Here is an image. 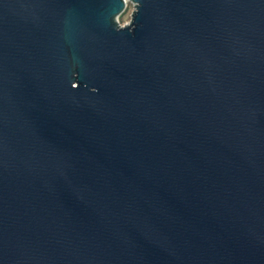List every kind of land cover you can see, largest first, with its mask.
I'll return each instance as SVG.
<instances>
[{"label":"water","instance_id":"1","mask_svg":"<svg viewBox=\"0 0 264 264\" xmlns=\"http://www.w3.org/2000/svg\"><path fill=\"white\" fill-rule=\"evenodd\" d=\"M0 264H264V0H0Z\"/></svg>","mask_w":264,"mask_h":264},{"label":"rangeland","instance_id":"2","mask_svg":"<svg viewBox=\"0 0 264 264\" xmlns=\"http://www.w3.org/2000/svg\"><path fill=\"white\" fill-rule=\"evenodd\" d=\"M130 14H131V10L128 11V13H126V14L123 16V18H122V20H121V23H122V24H126V23L130 22Z\"/></svg>","mask_w":264,"mask_h":264},{"label":"trees","instance_id":"3","mask_svg":"<svg viewBox=\"0 0 264 264\" xmlns=\"http://www.w3.org/2000/svg\"><path fill=\"white\" fill-rule=\"evenodd\" d=\"M130 10H131V9H130ZM130 10H129V11H130Z\"/></svg>","mask_w":264,"mask_h":264}]
</instances>
